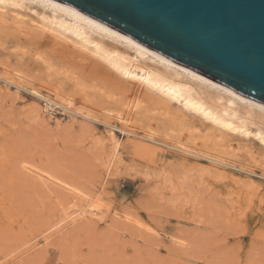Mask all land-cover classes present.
I'll use <instances>...</instances> for the list:
<instances>
[{"label": "rangeland", "instance_id": "rangeland-1", "mask_svg": "<svg viewBox=\"0 0 264 264\" xmlns=\"http://www.w3.org/2000/svg\"><path fill=\"white\" fill-rule=\"evenodd\" d=\"M21 11L0 16V264H264L260 142L176 106L129 113L124 86Z\"/></svg>", "mask_w": 264, "mask_h": 264}, {"label": "bare ground", "instance_id": "bare-ground-1", "mask_svg": "<svg viewBox=\"0 0 264 264\" xmlns=\"http://www.w3.org/2000/svg\"><path fill=\"white\" fill-rule=\"evenodd\" d=\"M21 10H29L35 15L36 21H31L32 27L34 23L37 24L44 35L54 40L51 41L55 45L89 57L118 83L117 89L121 90L124 86L123 91L128 94L123 105L129 113L137 110L142 103H148L150 107L176 106L184 114L197 118L222 133L249 140L256 139L264 148L263 103L167 58L58 0H0V16L3 18L6 13H11L14 14V21L26 23L25 16L20 14L23 12ZM0 22L4 21L0 19ZM33 94L39 96L36 91ZM70 104L68 101L65 107L71 108ZM121 119L124 120V117L121 116ZM133 131L129 133L133 135ZM151 134L145 138L154 140ZM113 140L117 148L119 141L114 137ZM166 145L187 155L225 163L217 157L203 156V153L199 154L183 143ZM25 168L36 176L35 179L45 180L33 168ZM47 181L44 183L47 184ZM98 211L100 210H96L94 206L88 211L78 209L69 218L73 222L87 217L93 219L99 215Z\"/></svg>", "mask_w": 264, "mask_h": 264}, {"label": "water", "instance_id": "water-1", "mask_svg": "<svg viewBox=\"0 0 264 264\" xmlns=\"http://www.w3.org/2000/svg\"><path fill=\"white\" fill-rule=\"evenodd\" d=\"M264 104V0H58Z\"/></svg>", "mask_w": 264, "mask_h": 264}]
</instances>
